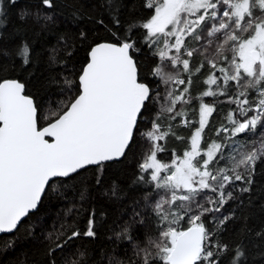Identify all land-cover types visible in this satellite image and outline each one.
Returning <instances> with one entry per match:
<instances>
[{
  "label": "snow or ice",
  "instance_id": "snow-or-ice-1",
  "mask_svg": "<svg viewBox=\"0 0 264 264\" xmlns=\"http://www.w3.org/2000/svg\"><path fill=\"white\" fill-rule=\"evenodd\" d=\"M8 2L14 6L17 0ZM54 6L55 0H39L40 8ZM101 6L111 22L105 25L103 18L96 22L105 25L113 39L90 46L78 84L65 81L75 88V98L61 102L51 113L56 117L54 121L41 127L39 92L26 93V84L15 79L0 81V233L17 230L23 218L38 210L49 188L56 192L58 185L80 176L91 166H96L95 180L101 184L105 168L124 157L135 140L139 122L153 99V89L140 81L133 56L139 48L130 33L137 25L129 24L121 31L125 0H102ZM142 7L149 10L138 25L146 33L145 41L151 46L162 44L155 52L161 64L153 75L167 76L164 83L174 86L168 92V106L164 109L172 120L185 115L178 106L191 102L188 86L176 91L180 85L190 86L196 73L206 65L222 75L213 72L203 81L207 90L199 97L198 127L181 121L193 128L182 156L173 153L171 163L158 159V153L166 150L158 141L176 135L172 126L164 131L159 119H153L151 130L144 134L151 147L138 165L141 175L134 183L151 184L156 198L151 193L145 195L144 207L150 209V214L145 217L134 212L139 219L133 223L154 225L158 236L148 237L147 245L138 248L139 264H218L221 254L227 251L232 252L229 264H237L244 255L241 246L230 250L214 238L233 218V214L222 212L235 199L229 189L237 181L251 185L258 162H264V0H143ZM28 17L45 24L54 19L42 15L39 8L35 13L22 9L20 19L25 21ZM81 36L86 39L83 32ZM213 39L220 41L215 54L222 63L208 59L193 70L191 58L204 48L201 42L211 44ZM14 54L23 63L30 62L27 45ZM164 61L176 70L174 76L163 72ZM181 72L187 74V79L181 78ZM233 82L235 96L230 94ZM249 91L256 95L249 97ZM219 96H227L228 102L237 107L228 113V124L222 123L216 130L217 137L224 133L225 140H232L239 134L260 130L258 144L253 141L248 147L239 145L242 151L231 149L230 167L219 166L230 145L211 140L206 148L202 147L206 143L205 129L215 111V102L210 104L203 98ZM176 138L183 139L178 135ZM239 191L247 193L249 188ZM112 194H118L115 185ZM85 196L82 192L81 200ZM72 211L68 209L66 215ZM185 220L188 226L180 227ZM61 227L63 230H54L46 237L55 245L49 249L51 257L74 238L97 235L91 217L87 230L71 231L63 240L68 229ZM128 231L126 225L118 238ZM71 264L81 262L77 259Z\"/></svg>",
  "mask_w": 264,
  "mask_h": 264
},
{
  "label": "trees",
  "instance_id": "trees-1",
  "mask_svg": "<svg viewBox=\"0 0 264 264\" xmlns=\"http://www.w3.org/2000/svg\"><path fill=\"white\" fill-rule=\"evenodd\" d=\"M101 5L102 0H55L54 9H47L39 7V0H17L14 6L8 0H0V81L15 79L26 84V93L35 95L39 92L41 127L54 121L56 117L51 113L56 112L61 102L75 98V88H70L65 81L70 80L78 84V75L86 63L90 46L113 39L105 27L110 24V17ZM142 5L143 0H125V8L120 16L122 32L129 24L137 25L130 33L139 48L133 56L138 65L140 81L149 83L153 89V99L143 113L132 146L118 162L110 163L105 168L101 184H97L95 180L96 167H90L80 176L58 185L56 192L49 188L38 210L22 220L14 232L0 235V264H52L53 259L55 264H71L77 259L81 264H139L138 248L147 245L148 237L158 236V232L153 230L154 225L133 223L134 219H139L134 217V212H141L145 217L150 214V209L144 207L145 195L151 193L152 197L156 198L151 184L134 183L141 175L138 165L143 162L151 147L148 146L144 134L151 130L153 119H159L164 131L172 126L176 135L183 139H177L176 135L170 134L164 140L158 141L166 149L158 153V159L171 163L173 153L182 156L188 148L193 131L191 124L198 127L199 97L207 90L203 81L215 70L206 65L201 72L196 73L190 86L180 85L176 89L180 91L188 86L187 96L191 98V102L178 106L185 110V115L172 120L171 114L164 109L168 106L165 98L169 88L173 89L174 86L165 84L162 78L153 75L154 69L160 64L155 52L162 44L151 46L145 41L146 33L139 29L138 25L142 22L141 18L149 14V10L144 9ZM38 8L42 15L53 16V21L45 24L43 21H34L32 17L25 21L20 19L22 9L35 13ZM101 18L104 19L105 25L96 22ZM82 32L86 39L81 36ZM201 43L204 48L191 58L193 70L208 59H215L220 65L222 62L215 54V48L220 41L213 39L211 44ZM23 45L29 47L31 59L27 64L22 62L20 56L14 54ZM195 46L200 48V45ZM164 68H167L166 65H163L162 70ZM167 70L173 75L176 74V70L170 66ZM215 74L222 75L219 72ZM181 78L187 79V74L181 72ZM235 88L233 82V90L230 92L233 96ZM255 95L254 91H249V97ZM203 99L210 104L215 102V111L205 129L206 143H202V147L206 148L211 140L230 145L231 147L225 148L224 159L219 164L221 167H230L231 149L242 151L244 149H240L239 145L248 147L253 141L258 144L260 130L256 133L239 134L232 140H225L224 133L217 137L216 130L222 123L228 124V113L237 106L235 103H229L227 96ZM183 120L190 121L191 124L185 126L181 123ZM252 179L251 185L237 181L229 189L233 191L235 199L229 201L222 212L224 215L233 214V218L219 232V236L214 238L227 245L230 250H235L238 244L241 246L244 255L237 264H264V162H258ZM114 185L118 190L117 195L112 194ZM242 187H248L249 191H239ZM82 192L86 193L83 200ZM68 209L73 211L66 215ZM90 217L95 221V237L74 238L63 249H57L54 257L49 255V249L55 247L52 239H46L49 233L63 230V225L68 232L61 240L66 239L71 231L87 230ZM126 225L129 227L128 233L118 238L117 234L121 233ZM187 226L186 220L180 225ZM208 227L211 228L212 225L209 224ZM231 255V251L222 253L218 264H229L228 257Z\"/></svg>",
  "mask_w": 264,
  "mask_h": 264
},
{
  "label": "rangeland",
  "instance_id": "rangeland-1",
  "mask_svg": "<svg viewBox=\"0 0 264 264\" xmlns=\"http://www.w3.org/2000/svg\"><path fill=\"white\" fill-rule=\"evenodd\" d=\"M216 41H219V40H216ZM158 61H159L160 64H161V61L159 60V57H158ZM160 64H159V65H160ZM163 65H166V67H167V68H164L163 72H165V73L168 74V75H173L171 72H169V71L167 70L168 67L170 66V64H169L167 61H164V62H163ZM170 67H171V66H170ZM173 70H174V69H173ZM173 76H174V75H173ZM159 78H162V82H163L165 79H167V76H164V77H160V76H159ZM168 85H172V84L169 83ZM170 90H172V87L169 88V91H170ZM165 99H166V98H165ZM162 102H163V101H162ZM159 104H160V101H159ZM161 106H164V104H161ZM144 138L146 139L145 136H144ZM146 142H148V146L151 145V142H149L147 139H146ZM148 153H149V151L147 152V154H148Z\"/></svg>",
  "mask_w": 264,
  "mask_h": 264
},
{
  "label": "water",
  "instance_id": "water-1",
  "mask_svg": "<svg viewBox=\"0 0 264 264\" xmlns=\"http://www.w3.org/2000/svg\"><path fill=\"white\" fill-rule=\"evenodd\" d=\"M77 82H78V79H77ZM45 126H47V125H45ZM44 127V126H43ZM49 140H51V138H48ZM91 167H96V166H91ZM36 211V210H35ZM34 212V211H33ZM33 212H31V213H33ZM25 218H23L22 220H24ZM15 231V230H14ZM13 231V232H14ZM4 234H10V233H0V235H4Z\"/></svg>",
  "mask_w": 264,
  "mask_h": 264
}]
</instances>
